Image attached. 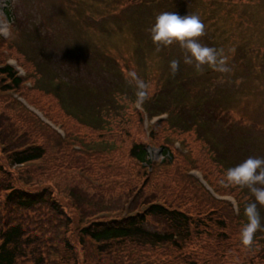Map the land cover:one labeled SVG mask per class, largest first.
Wrapping results in <instances>:
<instances>
[{
	"label": "rangeland",
	"instance_id": "374dc122",
	"mask_svg": "<svg viewBox=\"0 0 264 264\" xmlns=\"http://www.w3.org/2000/svg\"><path fill=\"white\" fill-rule=\"evenodd\" d=\"M4 4L0 69L13 65L24 83L9 89L0 73V183L46 198L26 212L32 245L16 264H264L260 242L241 244L244 222L231 202L243 209L254 197L221 184L228 167L264 157V0H12L14 26ZM162 12L199 15V41L222 48L230 71L196 72L178 44L157 52L149 29ZM173 59L181 61L174 75ZM133 73L148 84L139 106ZM143 106L171 114L148 121ZM135 143L154 161L164 148L173 158L141 168L130 158ZM28 144L44 146L46 157L11 166V151ZM143 186L141 203L156 195L196 218L203 208L209 227L200 229L215 236L195 233L183 249L116 243L103 252L82 239L83 227L123 218ZM0 201L1 215L8 193ZM227 214L229 240L216 225Z\"/></svg>",
	"mask_w": 264,
	"mask_h": 264
},
{
	"label": "trees",
	"instance_id": "16d2710c",
	"mask_svg": "<svg viewBox=\"0 0 264 264\" xmlns=\"http://www.w3.org/2000/svg\"><path fill=\"white\" fill-rule=\"evenodd\" d=\"M158 2L159 0H155ZM225 1V0H221ZM230 1V0H229ZM244 1V0H233ZM253 2V0H250ZM12 0H7L6 15L11 23L15 24L13 14L11 13ZM0 73L6 76L13 84L10 88H20L22 79L17 77L15 70L10 66H5L0 69ZM166 91H164L165 94ZM170 110L169 108H167ZM165 109V110H167ZM164 111V110H163ZM171 112V111H170ZM200 122H204L203 119ZM198 125V124H197ZM199 126V125H198ZM8 128V127H7ZM23 146H18L15 149H20ZM147 146L143 143H135L130 149V158L139 162L140 165H152L155 167L163 165L150 161ZM170 153L166 148L164 155ZM46 148L42 145L30 146L24 150H17L9 156L10 165L21 167L26 163L41 161L46 157ZM173 156H171L172 160ZM170 158H167L166 163ZM145 168L146 167H141ZM5 173L0 165V173ZM138 192L137 197L129 203V211L121 219L104 220L95 222L82 228V239H88L98 245L102 252L106 251L113 244L122 243L124 245L137 244L139 246L164 247L172 246L177 249L186 247L187 242L192 241L195 233H198L197 238L201 235L212 236L215 234L213 230H201L200 226L208 228V224L204 218L207 212L201 209L197 216L188 214L181 208H173L167 204L157 201L156 195L145 198L143 203L141 200L145 197L144 189ZM8 193L10 205L6 206V211L0 215V221L3 229L0 232V264H16L20 257L27 253V248L32 245L27 242L26 236L30 231V227H26L28 216L26 212L37 211L39 205L46 201V198L40 194H34L30 189L13 187L6 182L0 183V192ZM248 192V191H247ZM249 194V193H248ZM1 203V201H0ZM210 212L216 213L217 205L213 201ZM243 205V204H242ZM204 215V216H202ZM234 214H227L224 219H218L216 225L219 227L220 233L218 237L230 239V235L226 231L231 229L230 222ZM201 216V218H199ZM197 219H199L197 221ZM241 220L245 223L246 218L241 210ZM256 242L262 244L261 253L264 258V231H258L254 238ZM130 243V244H127ZM213 254H215L213 252ZM206 262V261H204ZM246 264V263H245ZM252 264V263H250Z\"/></svg>",
	"mask_w": 264,
	"mask_h": 264
},
{
	"label": "clouds",
	"instance_id": "9594fccd",
	"mask_svg": "<svg viewBox=\"0 0 264 264\" xmlns=\"http://www.w3.org/2000/svg\"><path fill=\"white\" fill-rule=\"evenodd\" d=\"M205 24L199 15L178 12H162L156 16L149 33L156 51L178 44L183 50V63L191 65L196 72H203L205 67L219 73L230 71L228 58L224 50L202 44L199 38L205 34ZM181 61H170V70L174 75L180 67ZM137 89V104L142 105L148 99V84L132 74ZM224 187L248 189L252 199L245 204L243 215L246 222L239 231V239L244 247H252L258 231H264V217L261 216L259 206H264V157L249 156L235 166L228 167L221 181ZM233 209L240 211V204L231 198Z\"/></svg>",
	"mask_w": 264,
	"mask_h": 264
}]
</instances>
